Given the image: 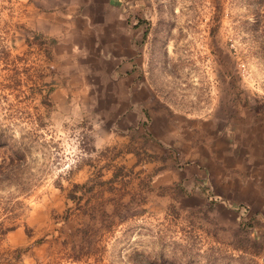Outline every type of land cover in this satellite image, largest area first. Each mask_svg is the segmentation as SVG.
Returning <instances> with one entry per match:
<instances>
[{
    "label": "rangeland",
    "instance_id": "1",
    "mask_svg": "<svg viewBox=\"0 0 264 264\" xmlns=\"http://www.w3.org/2000/svg\"><path fill=\"white\" fill-rule=\"evenodd\" d=\"M1 229L0 264H264V0H0Z\"/></svg>",
    "mask_w": 264,
    "mask_h": 264
},
{
    "label": "crops",
    "instance_id": "2",
    "mask_svg": "<svg viewBox=\"0 0 264 264\" xmlns=\"http://www.w3.org/2000/svg\"><path fill=\"white\" fill-rule=\"evenodd\" d=\"M117 17H119V19H117L116 26L108 28L106 27L107 25H105L102 28V30L106 32V38L100 42L99 46L101 48L100 51H102L105 56H108L111 53L110 50L106 48L115 50L116 53L119 52V54H122V51H125L122 50L125 49V47L130 49L133 45L132 39L134 32L139 28L135 27V29H133L131 24H124L123 22L119 23L121 17L120 12L117 13Z\"/></svg>",
    "mask_w": 264,
    "mask_h": 264
},
{
    "label": "trees",
    "instance_id": "3",
    "mask_svg": "<svg viewBox=\"0 0 264 264\" xmlns=\"http://www.w3.org/2000/svg\"><path fill=\"white\" fill-rule=\"evenodd\" d=\"M92 182V179H88L85 183H83V184H81V185H76V187H78V188H82V190L84 189V191H86V190H90L91 189V187H87L90 183ZM72 198H76V199H78L79 197L78 196H73ZM2 228V227H1ZM6 229V228H5ZM6 230H8V229H6ZM5 230V231H6ZM4 233V231H3V229H1V231H0V234H3Z\"/></svg>",
    "mask_w": 264,
    "mask_h": 264
}]
</instances>
